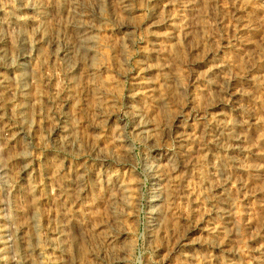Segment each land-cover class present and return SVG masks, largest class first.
Returning <instances> with one entry per match:
<instances>
[{"label":"rangeland","instance_id":"374dc122","mask_svg":"<svg viewBox=\"0 0 264 264\" xmlns=\"http://www.w3.org/2000/svg\"><path fill=\"white\" fill-rule=\"evenodd\" d=\"M46 1L51 3V0ZM145 1L129 0L133 11L127 17L129 28L122 31L129 37L125 41L128 57L122 62L114 44L122 33L109 17V1L102 0V9L92 14L93 28L90 32L96 42V58L90 62H79L67 76L63 75L60 61L55 66L47 62L44 57L46 46L38 53L28 55V47L19 39L14 25L9 27L14 31L11 44L7 43L10 40L8 33L0 28V43L6 54L0 56V77L5 79L4 83L0 82V230L12 226V240L15 243L12 246L3 244L0 239V264H114L118 257L112 252L103 254L101 251L103 228L114 230L113 219L122 224L120 228L124 226L123 229L129 231L128 237H119L112 242L113 246L125 250L123 264H264V253L258 252H264V89L244 80L246 76L242 72L247 63L241 58L239 48L229 42L233 38V25L238 19L232 0L196 1V9L191 15L189 13L191 19L187 21L191 26L194 49L189 50L182 39L174 44L169 39L160 38V47L150 50L148 63L152 67L154 90L140 97V102L156 122L163 114L173 116L180 110L181 120L184 118V123L193 126V130L196 127L195 150L200 158L191 167L190 173L188 169L179 171L186 176L183 183L192 195L181 204L178 196L174 197L175 190H172L169 209L161 217L160 229L165 230L167 237L164 239L156 234L152 240L146 238V198L150 183L143 172L142 159L144 155H151L152 150L147 143L131 134L129 119L125 114L127 97L134 92L133 79L138 74L143 53L150 49L145 27L140 26L148 11L144 8ZM169 1L167 9L161 14L171 17L181 15L182 9L178 6L181 0ZM114 3L113 0L112 5ZM11 4L12 0L0 1L2 11L8 15L11 14ZM202 4L206 5L205 9ZM79 5L82 9L87 8L85 0H79ZM245 11L252 20L258 16L249 3ZM53 14L52 8L46 14L49 25L54 21ZM195 20L201 23L208 37L196 30ZM152 30L163 36L168 26L158 25ZM260 34L264 36V25L258 22L255 32H246L244 37L250 38L254 47H261L256 39ZM217 46L219 48L216 50ZM261 48L264 52V47ZM212 57L227 61L230 74L250 92L247 97H238V101L241 104L250 103L251 114L259 119L243 128L245 142L253 149L251 152H222L211 143V133L215 129L212 121L218 118L216 114L222 112L224 118L235 121L237 112L234 106H216L206 114L198 113L196 109V101L200 106L206 105V98L199 89L202 90L203 73ZM159 66L162 68L156 69ZM86 71L92 72L88 81L84 76ZM46 72H53L54 77L48 80ZM171 74L178 76L184 87L179 98H175L170 91ZM64 76L65 79L68 76L71 78L68 77L65 82ZM55 81L59 82L60 89L56 95H52L49 87ZM100 85L111 89L104 91L101 98L109 108L119 112L125 133L131 138L132 166L129 163L124 165L118 156L101 163L98 159L100 155L93 151L97 147L100 154L108 156L112 150L107 140L109 132L91 126L94 125V110L97 109L93 91ZM156 91L164 96L160 106L155 101ZM30 100L34 101L33 105L29 104ZM21 102L27 104L23 103L21 107ZM10 124L14 130L29 126L30 131L20 134L15 143H8L4 137H7L8 131L4 130V126ZM53 125L61 129L72 126L69 131L78 150L55 145L48 135ZM62 135L59 130L55 137ZM172 140L169 137L160 143L164 142L170 152H175L177 145ZM114 151L118 153V150ZM24 164L28 165V169L21 171ZM104 165L115 169L120 179L126 178L129 171L139 179L138 202L132 215H120L108 209L105 202L111 199L108 194L112 190H108L100 175ZM252 165H258L259 169L252 170ZM215 169H224L229 177L230 184L225 190L213 188ZM76 178L80 180L76 182ZM47 184L58 185L64 199L65 218L68 219V236H65L64 244H61L63 239L60 232L64 221L56 222V212L49 204V198L46 199L48 196L56 199V188H47ZM220 205L227 210L225 218L216 213ZM32 211L39 226V239L31 233ZM211 226H218L221 231L204 235L203 230ZM186 228L189 229L188 233L183 232ZM56 231L60 232L61 238L50 235ZM63 231L66 233L65 229ZM181 234H184L186 242L199 236L198 245L192 249L195 256L191 259H183V248L174 246L175 239ZM22 237L27 239L26 246L22 243ZM166 253L167 257L162 260L161 254L165 256Z\"/></svg>","mask_w":264,"mask_h":264},{"label":"bare ground","instance_id":"6f19581e","mask_svg":"<svg viewBox=\"0 0 264 264\" xmlns=\"http://www.w3.org/2000/svg\"><path fill=\"white\" fill-rule=\"evenodd\" d=\"M108 1L110 3L109 17L115 22L117 28L119 29V32L122 33V31L129 28L127 17L133 11L131 4L129 0H114L115 3L113 5V0ZM196 1L197 0H181L178 4L179 8L182 9L180 11L181 15L171 17L169 14H161L167 9L168 3L170 2L169 0H146L144 8L145 10L148 9V11L146 18L140 25L143 26V28L145 27L146 38L149 42L150 49L143 53V57L139 65L138 74L135 76V79H133L134 82L132 83L134 92L132 95L128 96L126 100L125 114L127 119H129V129L131 130V134L137 137L139 140L147 143L152 150L151 155H144V158L142 159V169L150 183L149 192L147 193L146 198L145 217V227L147 229L146 238L148 240H152V238L156 234H159L160 237L164 239L167 237L165 230L161 231L160 229L161 217L166 214L169 209V199L173 196L172 190H175L174 197L178 196L181 204L185 202V199L192 195L191 190L187 185H184L183 183L186 179V176L181 175L179 171L182 169H188L190 173L191 167L200 157L195 150V142L197 137L196 127L193 130V126L191 127L187 123H184V118L183 121L181 120V111L179 110L173 116H167L166 114H163L159 121L156 122L146 110L145 106L142 105L143 103L140 102V97L154 90V82L151 78L152 67L148 63V59L151 56L150 50H156L160 47V44L158 42L160 38L169 39L173 41L174 44H177V40L182 39L188 44L189 50L194 49L195 45L192 44L193 37L190 31L191 26L187 21L190 18V16H188L189 13L191 15V12L196 9H194ZM232 1V6L235 7L234 10L238 14V19L236 21V24L233 25V38L229 42H232L231 44H234L239 48V50L241 51V58L247 63L246 69L242 72L246 77L241 78H244V80L248 81L251 85H260L264 89V52L261 48L264 47V36L260 34L256 38L261 47H254L252 40L250 38L244 37V33L246 32H255L256 27L258 26V22L259 24L261 22L264 25V0ZM50 2L51 3L46 0H12V4L10 6L11 14L9 15L2 11L0 5V28L1 31L3 30L4 32L8 33L10 40H8L9 42L7 43L10 44L13 43V29L16 30L19 39H21L22 42H24L28 47V55L34 54L36 52L38 53L43 46H46L44 57L47 62L50 65L55 66L56 64H58V61H60L62 63L61 67L62 69H64L63 75L67 76L69 75L70 71L78 65L79 62H90L92 61V59L96 58L94 51L96 42L90 35L91 29L93 28L92 14H94V12H99L103 7V3L102 0H85L87 8L82 9L79 5V0H51ZM248 3L258 15L257 17H254L255 20H252L253 18L249 16L245 11V9H247L248 7ZM51 8L52 13H54V21L49 25L46 22L45 18L47 12ZM202 8L205 9L206 5L202 4ZM56 12H58L59 14L55 15ZM217 23L218 19L215 25H217ZM11 24L14 25V28L12 30L11 28H9ZM163 24H166L168 26V30L163 34V36L156 34L152 30L155 26ZM194 27L200 32L202 36L208 37L207 34H204L201 23L199 21H194ZM128 40L129 37L127 36V34L122 33L120 34V38L116 41V43H114L119 51V57L122 62H125L128 57L125 48V41ZM229 42L226 41L225 43ZM1 45L3 46V44L0 43V56H5V50ZM218 48L219 46H217L216 50ZM252 61L254 62L251 63ZM208 64V67L203 73L204 85L202 86V90L199 89V91L202 92L203 96L206 98V105L200 106V104L196 101V109L198 113L200 112L202 114H206L209 109L220 105L234 106V109L237 112V119L235 121L224 118L222 116V112L216 114L218 118H215L214 121H212L215 129L212 130L211 133V143L214 147L218 148L222 152H228L231 150L238 152H251L253 149L250 144H247L245 142V130L243 131V128L251 125V123H256L259 119L251 114L252 105L250 103L244 102L241 104L238 101V97H247L250 92L248 90H245L246 87L244 88L239 84V80L236 79L234 75L230 74V64L223 58L212 57ZM162 66L164 67V65ZM120 68L121 66L119 65V69ZM161 68L162 67L159 66L156 69ZM19 70L21 71V69ZM20 75L21 72L19 74V77ZM91 75L92 72L90 71H86L84 73L87 81L89 79V76ZM45 76H47L48 80H51L52 77H54V74L53 72H46ZM66 76H64L63 78L65 82L69 77L68 76L65 79ZM84 76L83 78H85ZM170 80L172 83L170 91L175 98H179L180 95L184 92V87H182V85L180 84L178 76L171 74ZM0 82L1 84L4 83L5 79L3 77H0ZM59 89V82L55 81L50 84L49 92L52 95H56L59 92ZM106 90L111 89L108 86L100 85L96 91H93L95 99H97V109L94 110L96 112L93 116L94 125L92 124L91 126L94 128L100 127L109 132V134L107 135V140L111 145L112 150L110 151V153H108V156L102 155V153L100 154V150L97 147L93 151L100 155L98 159L101 163H105L109 158L114 159L118 156L122 159V163H125L124 165H126V163H129L132 166L133 163L130 159L131 138L129 139L126 135L127 133H125V125L123 124L122 118L119 117V112L117 110L109 108L107 102H105V100L101 98V96H103L102 94ZM163 97L164 96L162 93L156 91L155 101L159 106L163 103ZM23 103L26 102H21V107L23 106ZM29 104L33 105L34 101L30 100ZM70 125L67 126L66 129H61L57 125H53L49 128L48 135L52 138V141L55 145L61 146V148L63 149H77V143L73 139V136H71V132L69 131L72 129V126ZM26 127H24L23 129L20 128L14 130V127L11 126V124L10 126H4V130L8 131L7 137L4 135L6 142L15 143L20 134L30 131V127ZM57 130H60L63 135L55 137V134L58 132ZM169 137H171L173 139L172 141L177 145V151L175 152H170L166 148V144H164V142L160 143L162 141H165L166 138ZM114 150H118V153H116ZM27 166V164L21 165V171H23V169L27 170ZM251 169L258 170L259 166L252 165ZM53 171L55 172L56 169H54ZM100 175H102L104 182L108 187V190H112V192L108 194L111 199L105 202L108 206V209L116 211L118 212V214L120 213V215H132L134 208L136 207V203L138 202V200H136V197L137 190L140 186L139 179L137 177H134V175H131V171L127 173L126 178L120 179L115 169H112L111 167L105 165L100 171ZM79 180L80 179L76 178V182ZM213 182V188L217 191L225 190L230 184L229 177L226 175L224 169H215ZM46 187L56 188L57 193L54 196L56 197V199H53L50 196L46 197V199L49 198V204L52 206L53 211L56 212V216L58 217L56 222L60 221L59 223H61L64 221V224L60 226L62 238L60 236V232L58 231L52 232L50 235L55 236V238L56 236L58 238L60 236V238L63 239L61 240V244H64V238L65 236H68V219L65 218L64 199L62 194L60 193L58 185L47 184ZM43 197L41 196V198ZM221 199L222 201L224 200L223 196H221ZM222 204H224V202H222ZM216 213L220 214L221 217L224 218L227 216L226 208L221 205L216 208ZM33 214L34 213L32 211V215H30V223L33 224V229L31 227V233L34 237L39 239V226L36 223V217ZM112 225L115 231H109L108 228H103V245L101 251L103 254L111 252L114 253L116 255L114 256L118 257L114 260V264H123L125 250L123 251L122 247L121 249L118 248L117 245V247L113 246L112 242L119 237H128L129 231L123 229L124 226L123 228H120L119 226L122 224L119 223L117 219L112 220ZM12 229L14 228L10 226L9 229L4 228L0 230V239L3 240V244H11V246L12 244H15L12 240ZM64 229L66 230L67 235L63 231ZM186 229L183 230V232L188 233L189 229ZM220 231L221 229L218 226H211L203 230V234L208 236L217 234ZM198 237L192 241L186 242L184 241V234H181L179 235L177 240L175 239L174 246H180L183 248L181 253L183 259H191L195 256L193 255L192 249L195 245H198ZM21 240L22 243L24 242L26 246L27 239H25V237H22ZM65 243L68 246V242L66 241V239ZM115 247L117 250L114 249ZM14 251H16V248ZM159 251L160 249L158 250V252ZM258 252L259 254L264 253L262 250ZM167 253L165 256L161 254L162 260H165L168 255ZM111 255L112 254H110V256ZM230 264H233V262H230Z\"/></svg>","mask_w":264,"mask_h":264}]
</instances>
